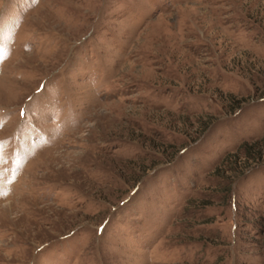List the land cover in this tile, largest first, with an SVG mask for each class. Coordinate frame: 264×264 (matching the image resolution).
Here are the masks:
<instances>
[{
	"label": "rangeland",
	"instance_id": "rangeland-1",
	"mask_svg": "<svg viewBox=\"0 0 264 264\" xmlns=\"http://www.w3.org/2000/svg\"><path fill=\"white\" fill-rule=\"evenodd\" d=\"M0 264H264V0H0Z\"/></svg>",
	"mask_w": 264,
	"mask_h": 264
}]
</instances>
